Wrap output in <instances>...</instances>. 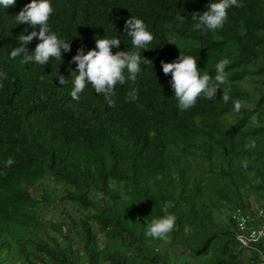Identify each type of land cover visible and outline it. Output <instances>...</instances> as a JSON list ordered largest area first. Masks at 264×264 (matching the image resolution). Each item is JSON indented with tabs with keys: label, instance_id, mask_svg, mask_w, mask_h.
<instances>
[{
	"label": "trees",
	"instance_id": "trees-1",
	"mask_svg": "<svg viewBox=\"0 0 264 264\" xmlns=\"http://www.w3.org/2000/svg\"><path fill=\"white\" fill-rule=\"evenodd\" d=\"M30 2L0 7V264H259L230 216L264 205V0H238L243 7H230L215 31L193 30L192 13L218 0H50L49 28L71 43L44 66L10 58L21 32L39 31L14 18ZM131 17L153 34L141 50L151 64L116 85L112 106L90 84L73 100L77 49L119 38L113 54L133 50ZM180 53L213 78L230 61L216 96L186 111L161 67ZM250 139L256 147L246 150ZM54 202L64 203L60 216L46 220ZM169 214L168 241L146 236Z\"/></svg>",
	"mask_w": 264,
	"mask_h": 264
},
{
	"label": "clouds",
	"instance_id": "clouds-1",
	"mask_svg": "<svg viewBox=\"0 0 264 264\" xmlns=\"http://www.w3.org/2000/svg\"><path fill=\"white\" fill-rule=\"evenodd\" d=\"M16 0H0V7L7 9L15 6ZM243 7L238 0H218V2H209L207 10L203 13L193 12L192 21H195L193 30L215 31L222 29L227 20V10L230 7ZM53 12L50 0H31L26 4L20 12L14 16L18 24L30 25L33 29L39 26V31L27 32L25 29L18 38V46L12 49L10 58L22 57L21 63L28 64L35 62L39 65H46L50 58L61 61L62 50L64 53L70 51V41L58 38L52 32L48 25V20ZM183 21L182 16L177 17ZM124 30L127 36L131 38L133 50L117 51L113 54L112 49L118 48L121 44L119 38H95V49L89 50L85 54L83 47L77 49V53L72 57L70 63H75L76 71L69 69L70 73H75L72 80L73 88L70 96L73 100H79V94L83 92L87 85H91L97 94H104L108 100L109 106L113 105L110 97L114 95V89L117 84L123 85L127 80L135 81L137 74L141 71V63H150L151 61L142 58L141 50H149L147 45L150 44L154 37L147 30L143 20L131 17L125 21ZM36 38L39 43L36 44L34 51L29 53L26 47ZM230 61L222 59L215 65L216 74L214 78L208 73L201 75V71L197 67V59L191 55H183L180 53L177 60L171 63L161 61V67L164 75H171L169 81L174 91V96L178 100V108L186 111L195 106L199 97L213 99L216 96L217 87L215 84H226L225 67ZM127 70V77L125 75ZM78 73V74H77ZM0 77L7 79L5 73H0ZM60 85L68 83L63 75L58 76ZM135 91V90H133ZM131 95V93H129ZM221 99L227 103L230 96L225 92ZM242 107L240 100L234 101V110L239 112ZM245 149L256 147V141L250 139L245 144ZM14 160L9 157L5 161V166L9 167ZM244 167L247 164L244 163ZM176 217L174 215H166L161 218H153L146 225V236L153 239L168 241L169 234L175 227Z\"/></svg>",
	"mask_w": 264,
	"mask_h": 264
},
{
	"label": "built area",
	"instance_id": "built-area-1",
	"mask_svg": "<svg viewBox=\"0 0 264 264\" xmlns=\"http://www.w3.org/2000/svg\"><path fill=\"white\" fill-rule=\"evenodd\" d=\"M236 232L235 240L245 251H253L264 264V253L258 245H264V205L248 209L237 208L231 213Z\"/></svg>",
	"mask_w": 264,
	"mask_h": 264
},
{
	"label": "rangeland",
	"instance_id": "rangeland-1",
	"mask_svg": "<svg viewBox=\"0 0 264 264\" xmlns=\"http://www.w3.org/2000/svg\"><path fill=\"white\" fill-rule=\"evenodd\" d=\"M62 204H64V203L54 202V205L51 207L50 210L44 209V213H45L44 218L46 220H50L51 218L54 219V218L60 216L59 215L60 214L59 213V208L62 207L61 210L63 209V205ZM99 237H100L101 240H104V236H99ZM117 246H118V249L120 250V246L118 245V243H117Z\"/></svg>",
	"mask_w": 264,
	"mask_h": 264
},
{
	"label": "crops",
	"instance_id": "crops-1",
	"mask_svg": "<svg viewBox=\"0 0 264 264\" xmlns=\"http://www.w3.org/2000/svg\"><path fill=\"white\" fill-rule=\"evenodd\" d=\"M245 255H246V257L249 256L250 255V252L245 251Z\"/></svg>",
	"mask_w": 264,
	"mask_h": 264
}]
</instances>
